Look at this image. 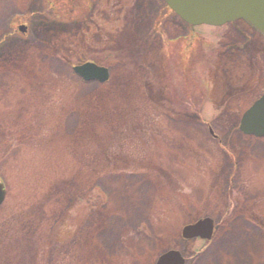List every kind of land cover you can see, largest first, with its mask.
<instances>
[{
    "label": "rangeland",
    "instance_id": "obj_1",
    "mask_svg": "<svg viewBox=\"0 0 264 264\" xmlns=\"http://www.w3.org/2000/svg\"><path fill=\"white\" fill-rule=\"evenodd\" d=\"M47 1L0 0V264H264V137L239 129L264 34L163 0H79L70 19ZM203 217L212 238L185 239Z\"/></svg>",
    "mask_w": 264,
    "mask_h": 264
},
{
    "label": "water",
    "instance_id": "obj_2",
    "mask_svg": "<svg viewBox=\"0 0 264 264\" xmlns=\"http://www.w3.org/2000/svg\"><path fill=\"white\" fill-rule=\"evenodd\" d=\"M186 22L197 24L223 25L244 20L264 34V0H164ZM85 80L105 81L108 69L93 62L75 67ZM241 129L248 134L264 136V94L243 114ZM4 184L0 182V204L5 198ZM213 223L205 218L183 228L184 237L201 236L210 238ZM183 264L180 253L171 250L163 255L158 264Z\"/></svg>",
    "mask_w": 264,
    "mask_h": 264
},
{
    "label": "trees",
    "instance_id": "obj_3",
    "mask_svg": "<svg viewBox=\"0 0 264 264\" xmlns=\"http://www.w3.org/2000/svg\"><path fill=\"white\" fill-rule=\"evenodd\" d=\"M69 1V3H65L66 6L62 3V0H49L47 1L48 9L52 8V10L56 11V15L62 19H70L84 14V6L79 0Z\"/></svg>",
    "mask_w": 264,
    "mask_h": 264
},
{
    "label": "flooded vegetation",
    "instance_id": "obj_4",
    "mask_svg": "<svg viewBox=\"0 0 264 264\" xmlns=\"http://www.w3.org/2000/svg\"><path fill=\"white\" fill-rule=\"evenodd\" d=\"M110 76H111V69H110ZM252 218V217H251Z\"/></svg>",
    "mask_w": 264,
    "mask_h": 264
}]
</instances>
